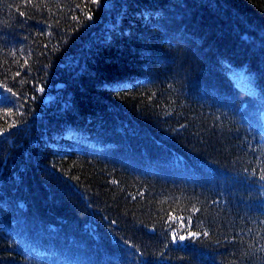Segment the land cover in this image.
<instances>
[{"label":"trees","instance_id":"trees-1","mask_svg":"<svg viewBox=\"0 0 264 264\" xmlns=\"http://www.w3.org/2000/svg\"><path fill=\"white\" fill-rule=\"evenodd\" d=\"M262 176L264 0H0V264H264Z\"/></svg>","mask_w":264,"mask_h":264},{"label":"snow or ice","instance_id":"snow-or-ice-1","mask_svg":"<svg viewBox=\"0 0 264 264\" xmlns=\"http://www.w3.org/2000/svg\"><path fill=\"white\" fill-rule=\"evenodd\" d=\"M96 2L99 3V0H96ZM41 91H43V89H41ZM261 179H264V176H262ZM193 235H195V234H193ZM182 239H183V237H182Z\"/></svg>","mask_w":264,"mask_h":264}]
</instances>
